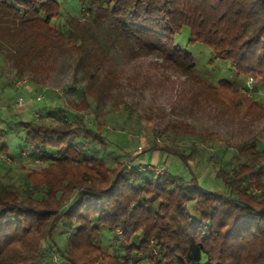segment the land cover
Wrapping results in <instances>:
<instances>
[{
	"label": "trees",
	"instance_id": "obj_1",
	"mask_svg": "<svg viewBox=\"0 0 264 264\" xmlns=\"http://www.w3.org/2000/svg\"><path fill=\"white\" fill-rule=\"evenodd\" d=\"M76 1L78 15L62 14L58 0H0V55L15 78L43 85L66 56L80 76L69 108L39 112L47 122H16L30 156L45 165L25 169L21 188L0 179V264H264V144L238 146L228 166L209 161L224 187L211 191L189 167L193 145L152 141L144 153L160 152L164 166L177 157L190 172L158 174L110 145L108 118L97 114L114 100L111 56L122 52L158 58L190 80L196 104L258 120L264 106L238 75L264 87V0ZM184 28L187 46L208 48L209 62L230 77L212 84L196 74L195 57L176 43ZM183 135L214 138L190 127ZM0 151L11 164L22 156L6 145Z\"/></svg>",
	"mask_w": 264,
	"mask_h": 264
},
{
	"label": "rangeland",
	"instance_id": "obj_2",
	"mask_svg": "<svg viewBox=\"0 0 264 264\" xmlns=\"http://www.w3.org/2000/svg\"><path fill=\"white\" fill-rule=\"evenodd\" d=\"M58 2L62 14L78 15L79 5L76 0ZM52 24L58 27L61 21ZM188 33V29L184 28L176 37V43L195 57L196 74L212 84L221 76L230 77V74L225 73L226 70H218L219 62L215 65L214 62H209L213 54L208 48L199 44L187 46ZM111 58V67L117 71V79L109 85L114 100H108L106 108L97 113L98 120L108 118L106 129L109 132L104 136L110 145H116L132 157L140 155L134 165L138 166L139 160L143 161L151 154L144 151L154 140H157L159 145L167 142L179 149H187L193 145L197 152L194 154V161L189 162V167L198 179H201V187L223 192V185L213 178L211 163H216L214 168L220 165L228 166L230 157L238 146L253 139H256L258 145L264 144V115L256 121H250L249 118L239 120L238 116L233 120L216 108L196 104L192 99L194 87L189 84L190 80L162 66L158 58L128 56L122 52ZM73 66L70 57H59L52 64L45 83L36 87L31 84L28 75L20 79L15 78L10 63L0 55V108H5L4 111L0 110V145L22 152L21 158L11 164L8 156L0 151L1 180L12 181L21 188L25 169H37L45 165L43 161L30 156L28 146L24 142V134L16 129V122L32 118L38 122L44 121L45 119L39 116V109L44 102L54 111V107L69 108L71 100L77 101L76 94L70 92V87L79 88L80 76L75 74ZM238 79L244 84L248 81L242 74L238 75ZM250 87L247 94L256 95L255 98L264 106V87L259 81H253ZM38 97L41 99L38 100ZM19 99H22L21 104L18 103ZM77 113L82 114L86 121L92 117L89 111ZM171 125H179L182 128ZM186 127H190L198 135L212 134L214 138L184 136V131L188 129ZM105 148L104 152L108 154L111 147L106 145ZM112 156L110 155V158ZM168 157L165 166L159 164L149 169L156 172L157 168L160 170L158 174L167 170L171 175L187 179L190 175L187 167L179 158L170 155ZM10 165L11 169L7 170L6 167ZM58 231H53L54 237ZM53 263L64 264L55 259Z\"/></svg>",
	"mask_w": 264,
	"mask_h": 264
},
{
	"label": "crops",
	"instance_id": "obj_3",
	"mask_svg": "<svg viewBox=\"0 0 264 264\" xmlns=\"http://www.w3.org/2000/svg\"><path fill=\"white\" fill-rule=\"evenodd\" d=\"M7 106H9V104H7ZM4 109L5 108H0L1 111H4ZM40 109H42V111ZM40 109H39L40 113H48L51 111V109L49 108V105L45 104V102L40 107ZM163 158H164V155L161 154L160 152H157V151L151 152V154L148 157H146L145 160L143 161L139 160L138 167L142 168L143 166H147L151 168V167L157 166L162 163L161 161H163Z\"/></svg>",
	"mask_w": 264,
	"mask_h": 264
},
{
	"label": "built area",
	"instance_id": "obj_4",
	"mask_svg": "<svg viewBox=\"0 0 264 264\" xmlns=\"http://www.w3.org/2000/svg\"><path fill=\"white\" fill-rule=\"evenodd\" d=\"M250 84H251V80H248L246 86H247L248 88H250ZM37 99L40 100L41 97H38ZM21 100H22V99H19V101H18L19 104H21ZM148 168H150V167H148ZM155 170H156L157 173H160V170H158L157 168H156ZM263 181H264V178H263Z\"/></svg>",
	"mask_w": 264,
	"mask_h": 264
}]
</instances>
